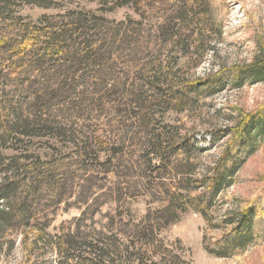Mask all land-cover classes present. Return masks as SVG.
Listing matches in <instances>:
<instances>
[{
  "label": "trees",
  "instance_id": "obj_1",
  "mask_svg": "<svg viewBox=\"0 0 264 264\" xmlns=\"http://www.w3.org/2000/svg\"><path fill=\"white\" fill-rule=\"evenodd\" d=\"M98 1L99 12L130 7L137 19L67 9L34 23L14 16L15 8H62L72 0H0V258L19 239L31 264H190L159 236L188 209L207 226V253L243 254L264 238V191L223 215L218 210L240 168L264 143V107L237 113L223 130L220 155L199 174L193 136L156 118L202 106L226 86L264 82V41L249 63L195 76L188 71L209 50L205 36L221 33L213 0ZM181 56L190 60L184 70ZM29 137L48 138L42 150L56 154L5 153ZM127 141L144 157L130 168L139 169L133 191L104 184L117 167L112 157ZM143 196L155 207L138 222L124 220L120 204ZM72 199L70 206H84L80 215L49 233L54 212ZM108 202L116 206L102 215L106 221L93 223ZM47 254L56 259L45 261Z\"/></svg>",
  "mask_w": 264,
  "mask_h": 264
},
{
  "label": "rangeland",
  "instance_id": "obj_2",
  "mask_svg": "<svg viewBox=\"0 0 264 264\" xmlns=\"http://www.w3.org/2000/svg\"><path fill=\"white\" fill-rule=\"evenodd\" d=\"M101 7L98 0H72L64 3L62 8H40L34 5L20 4L15 8L14 16H20L25 21L37 23L42 15H53L67 9L87 11L100 16L123 21L127 18L137 19L130 7L116 8L112 12H99ZM213 14L221 24V33L208 32L205 36L206 47L203 60L194 70H189L195 76H204L210 70H217L221 65L247 64L253 60L257 52L258 43L264 41V0H213ZM156 44V43H154ZM195 52L191 51V58L196 59ZM167 55V54H166ZM189 56H181L178 67L187 68ZM168 59L173 60L176 55L170 54ZM264 107V82L253 85H244L240 89H230L226 86L223 90L206 98L202 106H193L184 112L179 110L162 111L157 114V122L162 124H175L179 126L182 134L193 136L196 148V156L199 171L202 173L221 153L227 137L223 130L234 122L238 112H249ZM120 118V116H118ZM87 119V118H86ZM114 123V125H116ZM49 141L48 138H24L23 143L16 146L14 151L3 150L6 154L18 153H42V159L50 158L43 155H54L56 151H44L42 147ZM56 143L50 140V143ZM113 142V141H110ZM114 143H121L119 140ZM122 146V154L112 157L116 170L106 175L97 170L99 177L106 175L107 186L137 187L135 171H131L135 161L142 165L144 157L134 155V145L128 142ZM131 145V146H129ZM61 146V145H60ZM62 151V150H60ZM65 151V150H63ZM106 154H104L105 156ZM107 157H102L105 159ZM150 158V157H149ZM138 164V166H139ZM135 169V166L133 167ZM132 168V169H133ZM140 168V167H139ZM139 173V172H138ZM111 180L114 183H109ZM127 189V188H126ZM133 191V190H132ZM264 191V143L258 151L247 159L235 177L234 183L221 196L218 215H223L229 207L253 200ZM60 205L54 212L51 226L47 231L55 234L62 223L69 222L78 217L84 206ZM243 203V204H244ZM116 204L105 203L99 209V213L93 217V223H104L102 215L110 211ZM120 206L125 210L124 220L131 219L138 222L142 219L148 208L155 207L149 196L127 199ZM219 207V208H220ZM92 224V222H89ZM207 226L200 214L188 209L180 212L177 220L159 234L165 245L175 250L184 260L190 264H264V238L247 248L241 255L230 258H219L207 253L202 246V238L207 233ZM216 236L219 232H209ZM15 242V248L6 256L0 258V264H31L32 260H26L21 246ZM56 259L52 254H47L45 261Z\"/></svg>",
  "mask_w": 264,
  "mask_h": 264
}]
</instances>
